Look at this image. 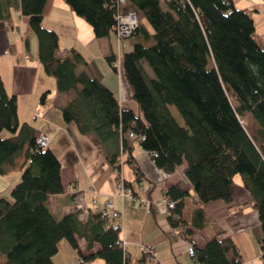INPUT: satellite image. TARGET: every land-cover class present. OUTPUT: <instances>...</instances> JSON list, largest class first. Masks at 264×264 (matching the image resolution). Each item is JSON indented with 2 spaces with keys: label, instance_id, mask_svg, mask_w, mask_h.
<instances>
[{
  "label": "trees",
  "instance_id": "trees-1",
  "mask_svg": "<svg viewBox=\"0 0 264 264\" xmlns=\"http://www.w3.org/2000/svg\"><path fill=\"white\" fill-rule=\"evenodd\" d=\"M46 1L0 0V19L10 20L12 8L28 18L38 39V59L46 74L55 78L57 93L65 97L62 118L96 148L107 150L118 175L122 157L141 182L142 172L131 151L133 140L160 170L172 173L183 166L182 174L197 199L193 204L189 191L164 180L163 195L175 202L168 207L167 220L194 244L199 264H249L226 231L215 225L209 230L205 211L209 202L232 201V184L240 173L251 198L243 206L256 209L260 219L264 260V47L250 13L236 8L232 0H127L124 9L140 14V24L130 36L142 38L121 57L123 76L140 108L136 115L132 108L120 106L113 89L91 74L76 48L68 51L70 55L56 53L58 35L42 24ZM65 2L92 25L97 38L113 30L115 0ZM106 56L117 72L115 53ZM4 84L0 74V173L20 168L21 174L13 184L14 201L0 197V259L7 264H54L59 240L66 238L80 261L99 256L106 264H132L113 218L100 211L82 222L76 212L57 218L52 213L47 196L64 188L60 161L50 145L37 143L34 124L19 121L17 97ZM248 113L258 124L252 133L242 122ZM4 129L8 135H3ZM124 180L130 187L132 183ZM196 229L204 244L194 242ZM80 238L85 239L86 253L78 245ZM95 242L97 250L92 248ZM141 254L138 264H150V253Z\"/></svg>",
  "mask_w": 264,
  "mask_h": 264
},
{
  "label": "crops",
  "instance_id": "crops-1",
  "mask_svg": "<svg viewBox=\"0 0 264 264\" xmlns=\"http://www.w3.org/2000/svg\"><path fill=\"white\" fill-rule=\"evenodd\" d=\"M232 2L236 8H245L253 17L256 36L264 47V0ZM44 6L42 24L56 31L59 38L56 53L59 56L66 53L70 55L68 51L76 48L86 58L91 74L113 89L120 106L132 108L136 115H140V108L132 97V87L123 76L121 50L125 46H132L136 41H142V38L135 35L138 40L132 41L130 36L128 43L122 44V40L118 41L112 30L108 36L100 39L95 36L92 25L78 16L65 0H47ZM9 19L5 22L0 19V74L7 92L14 93L17 97L19 121L34 124L38 135L48 134L49 147L60 161V176L64 188L60 193L47 196V204L52 213L57 218L76 212L79 219L85 222L91 213L100 212L105 201H112L123 215L117 220L122 226L120 236L125 240L132 264H138V259L142 258L141 248L145 244L153 246L154 253L162 264H191V255L187 253L188 240H184L178 234V229L168 222L169 209L161 201L164 193L162 184L167 180L182 191H189L188 199L195 203V193L182 174L183 166H178L172 173L160 170L148 151L137 140H133L131 151L142 172L141 182L135 179L132 166L126 162L120 165V172L132 183L131 187L138 196H145L147 202L141 205L127 196L117 194L118 171L114 163L107 159V150L104 147L96 148L87 135L78 132L75 125L62 118L60 105L65 102L64 95L57 93L56 81L52 83L45 79L46 71L43 66L40 67L42 64L38 67V63L32 61L33 54L38 49L32 41L28 18L17 8H12ZM109 53L117 56V72L112 71L106 59ZM43 93L45 95L41 98ZM241 179L242 177L235 176L232 201L225 203L224 200H216L207 204L205 211L211 221L209 230L211 225L223 229L237 242L244 261L249 264H264L259 248L262 231L260 219L256 209L243 206L251 198L246 188L242 187ZM141 183L152 187L145 190L140 187ZM193 233L194 242L204 244L202 233L198 229L193 230ZM84 240L80 238L78 245L86 253L88 249ZM99 247L97 242L92 246L93 250ZM58 250L52 256L54 264H106V259L99 256L80 261L77 250L66 238L59 240Z\"/></svg>",
  "mask_w": 264,
  "mask_h": 264
},
{
  "label": "built area",
  "instance_id": "built-area-1",
  "mask_svg": "<svg viewBox=\"0 0 264 264\" xmlns=\"http://www.w3.org/2000/svg\"><path fill=\"white\" fill-rule=\"evenodd\" d=\"M115 5H116V15H115V25H113V30L115 32V34L117 35L118 39H123V37L126 36H130L133 32V30L140 24L139 23V17H138V12L134 11L133 9H127L125 10L124 8L126 7V5L128 4L127 0H115ZM133 132H129V136H133ZM37 143L39 145L43 146H47L49 145V136L48 134L43 133L42 135L39 134L36 138ZM123 162V158L120 157L118 160V166H120ZM123 173H121L119 171V175H117L116 177V191L117 194H119L121 197H129L130 200H132L133 202H138L139 204H146L147 202V198L145 196L143 197H139L138 193H136L132 187H128L127 183H125L124 177L122 175ZM141 188L143 189H147L148 186L144 185L141 183ZM162 202L165 203V205L167 207H173L174 206V201H171L170 198H168L166 195H163L162 197ZM115 205H113L112 201H105L104 202V207H102L101 211V215L105 216V217H111L113 218V222H112V226H114V229H119L121 232L122 226L121 224L118 222V218L121 219L122 213L121 211H119V209L114 207ZM121 244H125V240L122 237ZM189 245H187V253L190 254L191 258H192V263L191 264H199V262L195 261V248H194V244L192 242H188ZM142 252L146 251L150 253V264H162L159 259L157 258V256L154 253L153 250V246L149 245V244H145L142 248Z\"/></svg>",
  "mask_w": 264,
  "mask_h": 264
},
{
  "label": "rangeland",
  "instance_id": "rangeland-1",
  "mask_svg": "<svg viewBox=\"0 0 264 264\" xmlns=\"http://www.w3.org/2000/svg\"><path fill=\"white\" fill-rule=\"evenodd\" d=\"M138 17L140 18V14H138ZM30 31H31L32 39H33L32 41H34V45H36V48H37V40L38 39H36V35L34 34V32L32 30H30ZM136 38L137 37L134 35L132 37V41L135 40ZM117 40L119 41L120 39L117 38ZM121 40H122V44H123V42L124 43H126V42L128 43L129 38L128 37H125V38H123ZM136 40H138V39H136ZM132 46H130V47H126V46L123 47L122 46L123 47V50H121V52L123 53L125 50H128V48H131ZM35 52L36 53L33 54V52L30 51V53L33 54L32 61L34 63H36V64L38 63V67H39L41 65V63H40V60L38 59L37 51H35ZM40 67H42V65ZM44 75H45L44 77H46L45 79L51 80L52 83L56 81L53 76H51V75L49 76L47 74H44ZM6 79L7 78L5 77V80ZM171 110H172L174 116L177 117L176 119L178 120V122L179 123H183L182 117L178 114V111L176 110V107L175 106H172ZM250 115L251 114H249V113L246 114V115H244V117L242 118V122H243V124H245L246 128L248 129V131L252 133V132H254V129H255V127L258 124L254 123V121L252 120V117ZM141 116H142V112H141ZM8 133H9L8 130L7 129H4L3 135L4 136L5 135H8ZM20 174H21L20 168L13 169V171L12 172H9L8 174H2L1 175V173H0V197H2V198L3 197H6L7 199H9L11 201H14L13 195H12V190H13L12 188H13V184H15V182H17L20 179L19 178L20 177ZM236 176H239L240 177V173H237ZM195 197H196V195H195ZM196 199H197V197H196ZM0 264H7V263H5L4 258H1L0 259Z\"/></svg>",
  "mask_w": 264,
  "mask_h": 264
}]
</instances>
